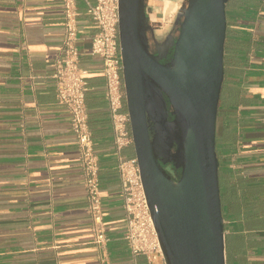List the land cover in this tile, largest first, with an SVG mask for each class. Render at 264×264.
<instances>
[{"label": "crops", "instance_id": "obj_1", "mask_svg": "<svg viewBox=\"0 0 264 264\" xmlns=\"http://www.w3.org/2000/svg\"><path fill=\"white\" fill-rule=\"evenodd\" d=\"M95 1L77 0L78 47L108 240H95L79 141L53 76L63 0H0V264H161L125 239L117 163L134 146L114 141L103 60L91 51ZM226 7L216 129L226 264H264V0Z\"/></svg>", "mask_w": 264, "mask_h": 264}, {"label": "water", "instance_id": "obj_2", "mask_svg": "<svg viewBox=\"0 0 264 264\" xmlns=\"http://www.w3.org/2000/svg\"><path fill=\"white\" fill-rule=\"evenodd\" d=\"M227 2L187 0L176 20L172 59L163 63L148 49L146 0H119L134 154L166 264H226L216 129ZM174 143L178 177L160 161L162 150Z\"/></svg>", "mask_w": 264, "mask_h": 264}, {"label": "built area", "instance_id": "obj_3", "mask_svg": "<svg viewBox=\"0 0 264 264\" xmlns=\"http://www.w3.org/2000/svg\"><path fill=\"white\" fill-rule=\"evenodd\" d=\"M65 36L55 59L54 78L59 100L71 112V126L76 134L85 176L87 202L93 219L95 240L105 245L108 240L104 226L103 203L100 194L99 156L94 150V139L89 127L85 87L87 70L80 65L78 47L80 15L77 0H63ZM97 31L92 37L91 51L103 60L106 97L111 114L114 141L118 150L133 145L130 114L126 107L123 58L119 37V0H96L89 4ZM117 170L121 180L123 206L128 226L127 244L134 255H144L150 263L164 261L159 237L145 194L137 157L119 156Z\"/></svg>", "mask_w": 264, "mask_h": 264}, {"label": "flooded vegetation", "instance_id": "obj_4", "mask_svg": "<svg viewBox=\"0 0 264 264\" xmlns=\"http://www.w3.org/2000/svg\"><path fill=\"white\" fill-rule=\"evenodd\" d=\"M146 11H147V17L148 19L146 20V39H147V45L148 49L156 56L159 58V60L163 63H167L172 59V54H173V42L176 39L177 35H175V30L176 27L179 28V23H177L178 26H174L173 29L167 30L166 33L164 34L163 37L160 38L158 37L157 34H155V26L157 24H154L150 22V7L148 4V0H146ZM162 27V26H161ZM165 31V30H162ZM166 98L167 102L168 99L166 95H164ZM168 105L170 107V104L168 102ZM170 118H172V115L170 113ZM149 130H150V135L151 138L154 139L156 136V131H155V122L153 118H149ZM177 145L174 143L171 145L170 149H164L160 153V161L166 168L167 172L173 176L178 177L180 174V168L176 167V162L172 161V156L171 154L176 151ZM166 160V162H164Z\"/></svg>", "mask_w": 264, "mask_h": 264}, {"label": "rangeland", "instance_id": "obj_5", "mask_svg": "<svg viewBox=\"0 0 264 264\" xmlns=\"http://www.w3.org/2000/svg\"><path fill=\"white\" fill-rule=\"evenodd\" d=\"M186 3L187 0H148L150 22L157 24L155 26V34L157 36L159 35L161 38L167 30L178 26L176 20ZM175 35H178V27H176Z\"/></svg>", "mask_w": 264, "mask_h": 264}, {"label": "trees", "instance_id": "obj_6", "mask_svg": "<svg viewBox=\"0 0 264 264\" xmlns=\"http://www.w3.org/2000/svg\"><path fill=\"white\" fill-rule=\"evenodd\" d=\"M227 8V7H226ZM226 14H227V9H226ZM226 43V42H225ZM218 152V151H217ZM218 157H219V154H218ZM219 161H220V164H221V160H220V158H219ZM220 170H221V168L219 167V177H220ZM220 189H221V187H220ZM221 202H222V198H221Z\"/></svg>", "mask_w": 264, "mask_h": 264}]
</instances>
